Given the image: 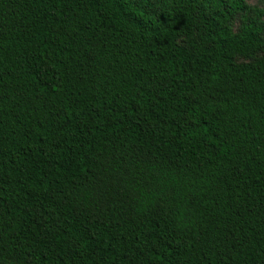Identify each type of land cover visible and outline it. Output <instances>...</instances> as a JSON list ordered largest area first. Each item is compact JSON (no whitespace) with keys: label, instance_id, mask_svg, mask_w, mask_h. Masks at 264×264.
I'll return each instance as SVG.
<instances>
[{"label":"trees","instance_id":"1","mask_svg":"<svg viewBox=\"0 0 264 264\" xmlns=\"http://www.w3.org/2000/svg\"><path fill=\"white\" fill-rule=\"evenodd\" d=\"M0 264H264V8L0 0Z\"/></svg>","mask_w":264,"mask_h":264},{"label":"rangeland","instance_id":"2","mask_svg":"<svg viewBox=\"0 0 264 264\" xmlns=\"http://www.w3.org/2000/svg\"><path fill=\"white\" fill-rule=\"evenodd\" d=\"M246 3L250 6V7H257L260 9L264 8V1H260V0H246ZM238 20H236V22L234 23V30H237L238 28Z\"/></svg>","mask_w":264,"mask_h":264}]
</instances>
